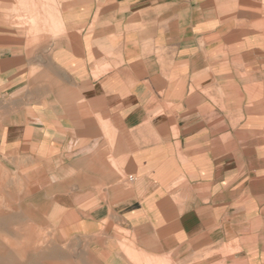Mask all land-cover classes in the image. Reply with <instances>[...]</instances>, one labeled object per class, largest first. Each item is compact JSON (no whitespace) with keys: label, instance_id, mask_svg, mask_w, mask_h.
<instances>
[{"label":"crops","instance_id":"crops-1","mask_svg":"<svg viewBox=\"0 0 264 264\" xmlns=\"http://www.w3.org/2000/svg\"><path fill=\"white\" fill-rule=\"evenodd\" d=\"M0 170L98 264H264V0H60L37 38L0 17Z\"/></svg>","mask_w":264,"mask_h":264},{"label":"rangeland","instance_id":"rangeland-1","mask_svg":"<svg viewBox=\"0 0 264 264\" xmlns=\"http://www.w3.org/2000/svg\"><path fill=\"white\" fill-rule=\"evenodd\" d=\"M59 1L0 0L1 21L28 38L46 37L58 26ZM242 128L246 127H238ZM240 150H244L242 145ZM30 190L33 192V187L26 180L0 170V264H98L85 248L82 229L59 225L57 215L64 213L37 210L36 197L29 194ZM243 246L237 240L211 246L203 257L210 261L213 256L228 258L243 253Z\"/></svg>","mask_w":264,"mask_h":264}]
</instances>
